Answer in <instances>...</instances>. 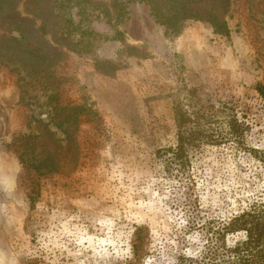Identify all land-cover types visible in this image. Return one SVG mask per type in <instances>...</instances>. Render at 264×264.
<instances>
[{
    "label": "rangeland",
    "instance_id": "rangeland-1",
    "mask_svg": "<svg viewBox=\"0 0 264 264\" xmlns=\"http://www.w3.org/2000/svg\"><path fill=\"white\" fill-rule=\"evenodd\" d=\"M55 11L71 41L58 63L36 75L0 48V264H172L186 213L218 222L264 203V163L247 155L264 152V0H231L229 35L204 20L167 30L146 0ZM66 106L73 144L58 124ZM229 115L249 127L240 141ZM47 126L66 158L40 174L14 139L39 135L41 150ZM183 141L179 179L164 151Z\"/></svg>",
    "mask_w": 264,
    "mask_h": 264
},
{
    "label": "trees",
    "instance_id": "trees-1",
    "mask_svg": "<svg viewBox=\"0 0 264 264\" xmlns=\"http://www.w3.org/2000/svg\"><path fill=\"white\" fill-rule=\"evenodd\" d=\"M19 1L21 0H0V27L5 31L0 36V48L10 60L22 63L31 73L38 75L63 58V44L66 41L71 44L70 37L61 32L60 16L55 11L57 0H23L32 17L23 16L17 11ZM146 1L155 21L167 30L180 32L188 21L204 20L216 32L230 34L227 16L231 0ZM256 90L264 98V81L256 85ZM73 109L75 110L68 114V118L58 121L61 127L67 123L63 130L69 144L75 143L72 128L78 122L75 114L77 107L63 108ZM226 122L227 138L231 140L240 141L249 128L245 121L238 120L233 115H229ZM46 132L47 141L41 143V150L37 149L39 135L27 134L14 139L21 162L40 174L61 171L66 158L64 148L54 137L55 133L48 126ZM183 145L184 141L176 148L164 151L170 154L165 166L171 174L175 175L176 172L179 179L190 173V158ZM247 155L264 163L263 151L250 149ZM184 216L185 224L178 232L177 245L168 253L173 259L172 264H264V203H254L251 208L218 222L209 220L204 223L197 213H186ZM195 232L199 234V242L192 241L188 236ZM196 245L197 249L189 250V246L195 248ZM134 246L137 253L140 248L138 245Z\"/></svg>",
    "mask_w": 264,
    "mask_h": 264
}]
</instances>
